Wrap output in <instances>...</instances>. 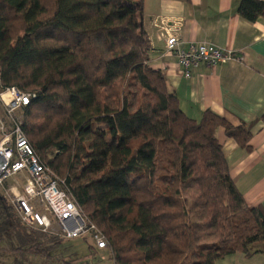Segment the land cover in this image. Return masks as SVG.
<instances>
[{
	"label": "trees",
	"instance_id": "16d2710c",
	"mask_svg": "<svg viewBox=\"0 0 264 264\" xmlns=\"http://www.w3.org/2000/svg\"><path fill=\"white\" fill-rule=\"evenodd\" d=\"M143 7L144 0H0V87L36 95L23 111L24 133L104 235L112 264L249 255L264 244V208L245 202L217 130L246 148L250 128L211 111L199 120L185 114L149 66ZM238 12L255 22L264 1L242 0ZM0 195V250L11 236L12 251L53 258L67 240L26 227Z\"/></svg>",
	"mask_w": 264,
	"mask_h": 264
},
{
	"label": "crops",
	"instance_id": "0c3cea01",
	"mask_svg": "<svg viewBox=\"0 0 264 264\" xmlns=\"http://www.w3.org/2000/svg\"><path fill=\"white\" fill-rule=\"evenodd\" d=\"M241 1L144 0L142 25L151 45L149 66L163 73L188 117L199 120L211 111L234 126L250 128L246 148L227 137L224 128L217 130V138L247 205L264 208V17L245 19L238 12ZM167 35L176 36L182 49L207 43L232 51L238 60L213 67L200 64L186 77L176 55L166 53ZM217 264H264V244Z\"/></svg>",
	"mask_w": 264,
	"mask_h": 264
},
{
	"label": "built area",
	"instance_id": "2783aa9c",
	"mask_svg": "<svg viewBox=\"0 0 264 264\" xmlns=\"http://www.w3.org/2000/svg\"><path fill=\"white\" fill-rule=\"evenodd\" d=\"M165 42L166 53L176 55L186 77L191 67L200 64L213 67L238 60L232 51L207 43L193 42L182 49V42L173 35H167ZM35 97L16 87H0V187L26 227L65 240L89 236L97 249L104 250L108 247L104 235L79 209L65 180L37 156L24 133L23 111ZM16 177H24V184L7 188ZM55 223L57 232L52 229Z\"/></svg>",
	"mask_w": 264,
	"mask_h": 264
},
{
	"label": "rangeland",
	"instance_id": "374dc122",
	"mask_svg": "<svg viewBox=\"0 0 264 264\" xmlns=\"http://www.w3.org/2000/svg\"><path fill=\"white\" fill-rule=\"evenodd\" d=\"M0 111L2 112V104L0 103ZM25 180L16 177L10 180L8 186H15L17 183L23 184ZM7 186V187H8ZM0 193L4 194V190L0 187ZM53 232H57L56 223L53 224ZM65 241V240H63ZM92 240L89 236H84L74 240H67L63 244V248L54 252L53 258H45L43 256L29 255L27 253L12 251L9 249L15 244L13 237H6L2 243L3 248L0 250V264H66L70 260H75L77 264H112L109 258L108 250H90L89 244ZM64 245L67 249L64 248Z\"/></svg>",
	"mask_w": 264,
	"mask_h": 264
},
{
	"label": "water",
	"instance_id": "95a60500",
	"mask_svg": "<svg viewBox=\"0 0 264 264\" xmlns=\"http://www.w3.org/2000/svg\"><path fill=\"white\" fill-rule=\"evenodd\" d=\"M0 197H1V195H0Z\"/></svg>",
	"mask_w": 264,
	"mask_h": 264
}]
</instances>
